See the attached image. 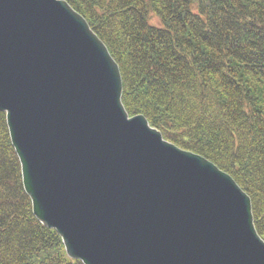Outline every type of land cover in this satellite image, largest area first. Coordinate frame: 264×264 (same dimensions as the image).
I'll use <instances>...</instances> for the list:
<instances>
[{"label":"water","instance_id":"1","mask_svg":"<svg viewBox=\"0 0 264 264\" xmlns=\"http://www.w3.org/2000/svg\"><path fill=\"white\" fill-rule=\"evenodd\" d=\"M66 0H0V111L34 216L84 264H264L248 193L129 115Z\"/></svg>","mask_w":264,"mask_h":264},{"label":"trees","instance_id":"2","mask_svg":"<svg viewBox=\"0 0 264 264\" xmlns=\"http://www.w3.org/2000/svg\"><path fill=\"white\" fill-rule=\"evenodd\" d=\"M118 64L122 103L248 193L264 239V0H66ZM0 264H84L33 214L0 111Z\"/></svg>","mask_w":264,"mask_h":264},{"label":"bare ground","instance_id":"3","mask_svg":"<svg viewBox=\"0 0 264 264\" xmlns=\"http://www.w3.org/2000/svg\"><path fill=\"white\" fill-rule=\"evenodd\" d=\"M107 47V46H106Z\"/></svg>","mask_w":264,"mask_h":264}]
</instances>
